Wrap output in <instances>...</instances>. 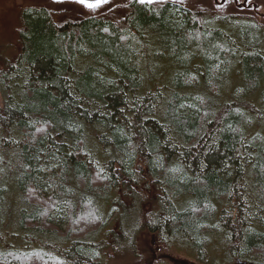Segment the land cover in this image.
I'll use <instances>...</instances> for the list:
<instances>
[{
	"label": "trees",
	"instance_id": "16d2710c",
	"mask_svg": "<svg viewBox=\"0 0 264 264\" xmlns=\"http://www.w3.org/2000/svg\"><path fill=\"white\" fill-rule=\"evenodd\" d=\"M256 15L175 0L80 18L20 8L0 48V264H100L101 205L116 230L133 218V244L140 230L155 250L264 264Z\"/></svg>",
	"mask_w": 264,
	"mask_h": 264
},
{
	"label": "rangeland",
	"instance_id": "374dc122",
	"mask_svg": "<svg viewBox=\"0 0 264 264\" xmlns=\"http://www.w3.org/2000/svg\"><path fill=\"white\" fill-rule=\"evenodd\" d=\"M131 0H106V2L100 3V5L96 8L86 7L84 4L77 2V0H0V48H6L8 42L10 41L9 30L14 26V18L17 14V11L20 8L26 6H43L49 9L50 11L57 13L58 15L65 14L68 18L73 17H85L89 15H101L102 12L106 11L111 7H116L119 3H125ZM152 1V0H151ZM161 1V0H156ZM179 2L190 5V6H205L222 13H233L234 15H238L243 17L245 15H251L252 12L254 15L256 13L254 10L250 8H243L245 5H239L240 1L233 0H178ZM239 2V3H238ZM255 3H259V9L264 12V0H253ZM253 2H251L247 6H252ZM237 3V5H236ZM264 24V16L256 15ZM2 101V99H0ZM49 192L51 189H48ZM150 190V189H149ZM6 192V191H5ZM10 193L6 192L5 194V204L11 206L14 204L13 199L10 197ZM14 197H17V194H14ZM111 201V200H110ZM112 202V201H111ZM103 215H104V225L99 230V233L92 237V240L98 242V244L103 245L105 251L101 255L98 256L100 258L98 261H101L100 264H192L193 261L197 264H210L209 262L201 261L196 258L194 255L195 251L192 250L191 247L182 246L183 243L176 244L170 247L163 246L162 249H154V244L150 240L151 236H148L145 232L140 233L136 231L134 234V238L136 239V243L133 244V240L129 235H133V229L131 220L132 217H127V220L130 221L131 224L126 222V227L124 230H116V227L113 228L114 225H119L118 221L114 219L108 210L110 207L104 209V205H101ZM108 212V216H107ZM108 223V224H107ZM114 229L117 231L114 233ZM17 233L12 229H7L4 233L5 240L12 242L13 237ZM128 235L127 237H124ZM147 237V240H146ZM108 238V240H107ZM112 240H114L113 249H111L110 244H112ZM186 245V244H185ZM1 248H5L3 245ZM108 247V248H107ZM154 253V257L152 254ZM163 253V254H162ZM222 253V251H221ZM152 257V260L150 258ZM235 259L230 261L228 256H215L212 262L218 261L223 264H231ZM97 261V262H98ZM96 262V263H97ZM214 264V263H213Z\"/></svg>",
	"mask_w": 264,
	"mask_h": 264
},
{
	"label": "snow or ice",
	"instance_id": "6c2138e0",
	"mask_svg": "<svg viewBox=\"0 0 264 264\" xmlns=\"http://www.w3.org/2000/svg\"><path fill=\"white\" fill-rule=\"evenodd\" d=\"M77 2L85 4V6L89 8H96L100 5V3L106 2V0H96V3H89L88 0H77ZM149 2H151V0H149Z\"/></svg>",
	"mask_w": 264,
	"mask_h": 264
},
{
	"label": "flooded vegetation",
	"instance_id": "af4514ba",
	"mask_svg": "<svg viewBox=\"0 0 264 264\" xmlns=\"http://www.w3.org/2000/svg\"><path fill=\"white\" fill-rule=\"evenodd\" d=\"M221 1H225V0H221ZM234 1V0H233ZM241 2H243V1H241ZM248 2H250L249 0H248ZM247 5H249L248 3H246V6L245 7H243V8H250V9H252V10H254V12L256 13V14H259V12H258V10H256L254 7H252V6H247ZM163 254V253H162ZM238 259V258H237ZM192 264H197L196 262H193ZM200 264V263H199Z\"/></svg>",
	"mask_w": 264,
	"mask_h": 264
},
{
	"label": "water",
	"instance_id": "95a60500",
	"mask_svg": "<svg viewBox=\"0 0 264 264\" xmlns=\"http://www.w3.org/2000/svg\"><path fill=\"white\" fill-rule=\"evenodd\" d=\"M88 1H90V0H88ZM96 1V0H95ZM259 4H257L256 3V7L258 6ZM263 15H264V13H262ZM238 264V263H237ZM240 264H250V263H248L247 261H240Z\"/></svg>",
	"mask_w": 264,
	"mask_h": 264
},
{
	"label": "bare ground",
	"instance_id": "6f19581e",
	"mask_svg": "<svg viewBox=\"0 0 264 264\" xmlns=\"http://www.w3.org/2000/svg\"><path fill=\"white\" fill-rule=\"evenodd\" d=\"M240 261H244V260H242V259H240V258H238L236 261H234L233 263H231V264H240Z\"/></svg>",
	"mask_w": 264,
	"mask_h": 264
}]
</instances>
